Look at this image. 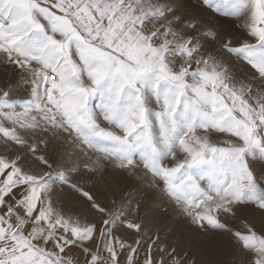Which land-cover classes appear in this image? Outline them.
Returning a JSON list of instances; mask_svg holds the SVG:
<instances>
[{
  "label": "snow or ice",
  "instance_id": "obj_1",
  "mask_svg": "<svg viewBox=\"0 0 264 264\" xmlns=\"http://www.w3.org/2000/svg\"><path fill=\"white\" fill-rule=\"evenodd\" d=\"M197 6L238 35L185 0H0V264H196L147 200L264 264V0Z\"/></svg>",
  "mask_w": 264,
  "mask_h": 264
},
{
  "label": "rangeland",
  "instance_id": "obj_2",
  "mask_svg": "<svg viewBox=\"0 0 264 264\" xmlns=\"http://www.w3.org/2000/svg\"><path fill=\"white\" fill-rule=\"evenodd\" d=\"M185 3L188 12L198 16L205 24L218 28L224 35H238L234 22L228 18L211 13L207 9L198 8L197 0H185ZM6 78L4 67L0 65V83ZM2 151L3 146L0 145V152ZM257 167H264V164H259ZM100 188L103 191V184L100 185ZM57 191L60 192L59 189ZM60 194L65 200L71 195L67 191ZM140 212L141 217L148 222L153 234L158 232L163 243L176 246L181 253L187 252L190 257L195 259L196 264H240L241 257L231 237L203 233L191 223L188 217L181 216L179 210L172 203L165 201L157 204L152 200H147L142 204ZM244 215L259 231L261 224L264 223V217L259 213L251 212ZM236 226L239 227V222ZM154 255L159 256V253H154Z\"/></svg>",
  "mask_w": 264,
  "mask_h": 264
}]
</instances>
